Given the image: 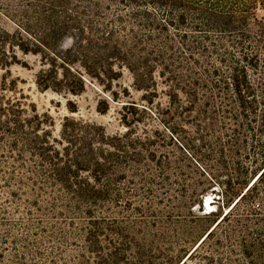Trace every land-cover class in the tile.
Returning a JSON list of instances; mask_svg holds the SVG:
<instances>
[{
  "label": "trees",
  "instance_id": "1",
  "mask_svg": "<svg viewBox=\"0 0 264 264\" xmlns=\"http://www.w3.org/2000/svg\"><path fill=\"white\" fill-rule=\"evenodd\" d=\"M18 51L39 56L43 91L96 87L103 114L123 102L127 130L67 116L54 137L4 77L0 264H264V0H0V65ZM125 69L190 115L226 210L185 223L199 191L136 130L138 105L114 90Z\"/></svg>",
  "mask_w": 264,
  "mask_h": 264
},
{
  "label": "rangeland",
  "instance_id": "2",
  "mask_svg": "<svg viewBox=\"0 0 264 264\" xmlns=\"http://www.w3.org/2000/svg\"><path fill=\"white\" fill-rule=\"evenodd\" d=\"M67 43L69 44V42ZM17 55L21 63H15L6 68L0 65V82L4 77L8 82H15L16 88L6 91V95L19 98L29 114H33L36 109L41 116L49 121L48 125H44V127L51 130L54 137L60 136L62 123L67 116L103 125L110 135L124 133L127 130V126L121 121L120 111L123 102L111 101V109L108 113L103 114L97 110V105L100 99L106 97L105 92L102 93L96 87L89 85L85 92L78 95L59 93L53 90L43 91L36 84V73L40 68L39 56L24 54L21 51H18ZM114 90L123 94L121 101L136 102L139 109L137 117L140 119L136 130L141 134H144L145 131L151 133L155 139L157 152L167 154L172 161L183 166L190 175V183L195 184L199 191L197 202L192 207V211L184 210L187 220H189L185 223L199 225L204 220L202 217L207 213H221L226 210L218 200L221 193L214 190L218 186L211 185L201 175L203 170L199 163L201 158L198 151H202L203 144L198 140L199 135L196 134L195 124L186 112L173 110L165 92L166 88L160 85L156 92L154 90H138L133 85L131 73L125 69L123 77L115 81ZM69 102L75 104L78 108L77 112L72 113L69 110ZM207 197L212 202L209 210L204 206ZM163 220L165 222L160 223L159 232L167 231L170 234L173 233V230L181 227V221L175 222V218H171L170 215H167ZM136 229L141 231L145 227L137 226ZM153 229L155 228L153 227ZM164 250L161 251L164 252ZM159 254L157 252V255ZM195 261L199 263L200 260L196 259ZM195 261H189L187 264H194Z\"/></svg>",
  "mask_w": 264,
  "mask_h": 264
},
{
  "label": "bare ground",
  "instance_id": "3",
  "mask_svg": "<svg viewBox=\"0 0 264 264\" xmlns=\"http://www.w3.org/2000/svg\"><path fill=\"white\" fill-rule=\"evenodd\" d=\"M211 205H212V202L210 201V198L207 197L204 206H205V208H207L209 210ZM208 212H210V211H208Z\"/></svg>",
  "mask_w": 264,
  "mask_h": 264
}]
</instances>
